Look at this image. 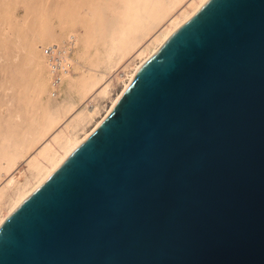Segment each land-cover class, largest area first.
<instances>
[{"label": "water", "instance_id": "obj_1", "mask_svg": "<svg viewBox=\"0 0 264 264\" xmlns=\"http://www.w3.org/2000/svg\"><path fill=\"white\" fill-rule=\"evenodd\" d=\"M0 264H264V0H208L0 227Z\"/></svg>", "mask_w": 264, "mask_h": 264}, {"label": "bare ground", "instance_id": "obj_2", "mask_svg": "<svg viewBox=\"0 0 264 264\" xmlns=\"http://www.w3.org/2000/svg\"><path fill=\"white\" fill-rule=\"evenodd\" d=\"M18 1L1 0L0 24L12 20L13 6ZM207 1L40 0V7L30 9L32 18L26 29L32 36L28 43H20L19 39L11 42L3 34L8 29L0 27V51L5 53L13 47L23 53L28 47L22 64L4 71L16 104L7 102L6 105L12 103L13 110L9 112V119L4 120L5 128L0 133V227L99 126L139 70ZM77 26L82 28L78 40L75 34H70L75 33ZM22 31H19L20 38ZM28 32L23 33L24 38ZM100 44L105 46V54L99 58L96 53L98 57L93 55L88 62V49L93 45L101 47ZM67 45L74 47V59ZM47 47L53 56L50 62L44 53ZM55 53L58 58H54ZM84 61L89 63L87 70L80 68ZM101 65L106 75L110 74L107 84V81L103 84V75L94 71ZM115 82L122 83L121 94L94 121L103 107L100 101L109 96L110 85ZM62 86L65 96L62 102L44 100V96L53 95V89L61 90ZM75 95L82 103L78 108L72 102ZM22 114L29 118L22 119ZM93 121L92 128L86 130ZM81 132L83 136L79 137Z\"/></svg>", "mask_w": 264, "mask_h": 264}, {"label": "rangeland", "instance_id": "obj_3", "mask_svg": "<svg viewBox=\"0 0 264 264\" xmlns=\"http://www.w3.org/2000/svg\"><path fill=\"white\" fill-rule=\"evenodd\" d=\"M0 2H1V0H0ZM39 2H40V0H19L16 4H14L13 10H12V20L11 21H7L3 25L0 24V27L3 26V28L1 27L3 30L8 29V30H6V32H8L7 34H9V35H6L5 34L6 33L5 31H4L5 33H3V34L7 38L9 36V39L11 40V42H13V40H14V42H17V39L20 40V43H25L26 41L28 43L30 41L32 35L30 36V34H29L30 32H28V30L26 29V26L29 27V22L31 21V18H32V15L30 16V9L33 11V9H34L35 6L36 7H40ZM27 8H29V9L27 10ZM13 18L15 19V23L16 24L13 23L14 22V19ZM17 21H19V22H17ZM10 22H12L13 24L11 23L12 25H10ZM19 25H21V26H19ZM15 26H17V27H15ZM9 29H10V31H9ZM20 30H23L22 31V37L21 38L19 37V31ZM1 32L2 31H0V36H1ZM24 32H26V33L28 32V37L27 38H24V36H23V33ZM74 32L75 33H70V34H75L76 39L77 40L80 39V36L82 34V28H80V26H77L76 27V30ZM10 35H11V37H13L12 39H11ZM71 42H69V43H71ZM99 46H101V44ZM56 47H57L56 46V43H54L53 44V49L55 51L57 49ZM104 47H105L104 45H103V47L102 46L101 47H98V45L91 46L90 49H88V52L86 53L87 54L86 57L88 55H90V56H88L89 58L87 57L88 62L91 61L90 60V58L92 59L91 56L94 55V57H95L97 55L96 53H98L100 55L99 58H101L102 57L101 55H104L105 54L104 52H105V49L106 48H104ZM66 48H68V49L70 48L71 49V50L69 49L70 50V54H71V51H72V54L71 55H72V58L74 59L75 58V52L73 53L74 47L72 45H67ZM93 48H95L96 50L93 49ZM24 50L25 51L22 53L21 51L20 52L17 51V50L15 51L13 47H9L8 50H6L5 53L3 51H0V87H2L0 89V114L2 113L1 114L2 116H0V133L3 132L4 131V128H5L4 120L9 119V112H11L13 110L12 103L13 104L15 103V102H13L12 92L9 91V89H8L9 87H8V85L5 82V80H6V73H4V71L5 70L6 71H9V69L13 65H16L18 63H21L22 64V62L25 60V57L27 55L28 47L27 48H24ZM44 50L45 51L47 50L46 52L44 51V53L49 58V62H50L52 60L51 59V56L52 55H50V51H48V47H47V49L45 48ZM95 51H97V52H95ZM99 51L102 54H100ZM47 52H49V54ZM14 56L17 57V58H14L15 60L13 59ZM97 57H98V55H97ZM52 58H53V56H52ZM54 58H58L57 55H56V53L54 55ZM84 62L85 63H82L81 64V67L80 68L82 70L83 69L84 70L89 69L88 68L89 63L86 62V61H84ZM85 65H87V66H85ZM82 67H84V68H82ZM99 67H100L99 70L98 69H94V71H95V73H97L96 71H98L97 74H100L101 76L103 75L102 77L104 78V80H103V84H104L108 80L110 74L106 75L107 73L105 71V68H103L104 66L101 65ZM81 69H80V71H82ZM109 81H107L106 84L109 83ZM63 86H62L61 90L59 88L53 89V91H52L53 93L52 94L54 96L53 95L50 96L49 94H47L46 96H44V100H49L52 103H60V102H62L65 99L64 92H62V91H64V87ZM121 91H122V83L115 82V83H113V84L110 85V89H109V93L110 94H109V96L106 99H104L103 101H100L101 107L102 106L103 107L101 108L100 113L98 114V116L95 117L94 121H98L105 114V111L112 105L111 103L113 102V100L118 95L121 94ZM74 97H73L74 100L72 102H74V104L76 103L75 106L77 105L76 108H78V107H80L82 105L81 100L79 99L80 97L79 96H76L75 98ZM10 100L12 101V103L9 104V105H6L8 101L10 102ZM79 100H80V102H79ZM3 106H4V108H3ZM21 116H22V119L29 118L25 114H22ZM94 121L91 123V125H89L86 128V130H90L92 128V126L94 125ZM82 133L83 132L80 133L81 135H79V137H82L83 136Z\"/></svg>", "mask_w": 264, "mask_h": 264}]
</instances>
